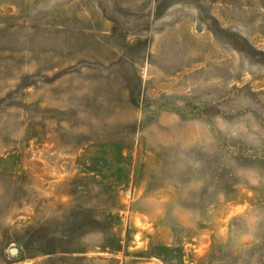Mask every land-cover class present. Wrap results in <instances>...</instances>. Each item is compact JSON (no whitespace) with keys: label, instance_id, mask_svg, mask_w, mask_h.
<instances>
[{"label":"rangeland","instance_id":"obj_1","mask_svg":"<svg viewBox=\"0 0 264 264\" xmlns=\"http://www.w3.org/2000/svg\"><path fill=\"white\" fill-rule=\"evenodd\" d=\"M0 264H264V0H0Z\"/></svg>","mask_w":264,"mask_h":264},{"label":"water","instance_id":"obj_2","mask_svg":"<svg viewBox=\"0 0 264 264\" xmlns=\"http://www.w3.org/2000/svg\"><path fill=\"white\" fill-rule=\"evenodd\" d=\"M11 252H13V251H11Z\"/></svg>","mask_w":264,"mask_h":264}]
</instances>
